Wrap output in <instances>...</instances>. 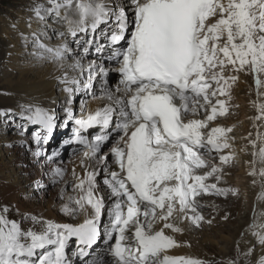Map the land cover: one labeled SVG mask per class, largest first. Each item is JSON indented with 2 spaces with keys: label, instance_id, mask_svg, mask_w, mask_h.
<instances>
[{
  "label": "snow or ice",
  "instance_id": "1",
  "mask_svg": "<svg viewBox=\"0 0 264 264\" xmlns=\"http://www.w3.org/2000/svg\"><path fill=\"white\" fill-rule=\"evenodd\" d=\"M48 3L51 5L48 8L34 6L36 19L44 21L53 14L60 17L64 10L68 31L75 37L89 28L95 33L99 25L114 18L115 30L107 38L112 44L126 41V47L114 53L120 64L119 86L115 93L106 91L109 103L94 113L75 118L71 105L81 87L88 89L94 79L107 75L104 66L91 62L87 67L88 79L83 83L81 78L69 77L67 73L58 77L67 93L68 106L64 109L67 119L63 126L69 121L75 125L73 138L66 143L84 146L82 167L86 160L104 165V184L114 197L107 209L110 227H105V243L112 264H205L191 257L167 255V250L180 247V243L167 235L165 229L180 233L183 229L178 224L184 221L196 227L201 222L212 223L199 213L203 205L197 197L238 192L217 186L222 179V167L232 159L231 154H220L230 148L228 133L232 128L209 129V122L228 113L227 101L218 97L231 99V87L240 73L253 74L257 96L264 95L260 91L264 88V0H126L123 4H111L108 0H48ZM87 43L91 46L94 40ZM37 47L41 50L34 53L38 58L51 54L61 62L68 52L66 44L52 49L37 41ZM88 50L84 49L85 54ZM101 50L102 46H97V51ZM69 67L84 71L80 60ZM253 104L259 113L253 121H264V104ZM20 108L21 119L39 126L33 133L37 145L33 154L46 155L47 163L55 165L58 152L47 154L43 147L56 127L54 111L35 104H22ZM201 111L206 113L204 119L190 118ZM11 113L12 109L0 110V115ZM113 122L115 127H111ZM97 126L100 131L91 139L84 135ZM27 130L25 126L21 135ZM113 132L119 139L110 153L119 171L108 165V154L98 155ZM258 140L262 146L258 147ZM249 143L252 160L248 175L254 177L253 185L260 184L257 201H264V136L258 132ZM205 152L219 154V165L206 160ZM201 169L206 170L197 174ZM99 172L85 168L83 177H76L77 183L73 185L78 198H68L76 208L63 206L67 213L80 211L86 215L84 223L77 227L33 217L34 222H42L43 228L39 232L25 231L16 221L6 218L5 206L0 213V264H68L65 247L70 237L75 236L80 244L89 247L96 243L100 237V217L106 207L98 188ZM50 175L53 184L59 183L64 178V169L54 166ZM210 177L216 183H208ZM64 191L61 189L62 195ZM253 211L255 217V206ZM259 216L264 217V212ZM160 223L162 227L155 230ZM256 227L254 222L249 230ZM259 227L261 230L253 231V235L264 245V224ZM112 240L114 243L109 244ZM236 250V259H229L227 264H239L241 257L247 258L253 252L251 247L240 252L239 242ZM80 254L84 255L83 249ZM256 264H264V255Z\"/></svg>",
  "mask_w": 264,
  "mask_h": 264
},
{
  "label": "bare ground",
  "instance_id": "2",
  "mask_svg": "<svg viewBox=\"0 0 264 264\" xmlns=\"http://www.w3.org/2000/svg\"><path fill=\"white\" fill-rule=\"evenodd\" d=\"M112 2L113 4H123L126 3V0H115ZM19 4H12L10 11L0 12V106H8L12 107L10 109L21 110L20 105L22 104H35L51 110L54 91L59 90L61 94L66 93L64 91L65 85L60 83L58 77H62L65 73H67L69 77H88L87 67L93 61L96 65H103L107 70V75L103 77V79L98 77L101 84V86L97 88L98 96L89 101L73 98L71 107H77V118H81L86 117L90 113H94L97 109H101L108 104L109 101L105 95L106 91L115 93L116 88L119 86V78L115 80V76L114 81H112L111 75L113 72L109 71L110 69L116 72L118 67H111L107 62L108 57L111 56V52L118 50V46L110 45L107 38L111 36L112 30H115L114 18L110 20L108 24L99 25L95 33L89 28L87 32H78L75 37L70 35L67 26L62 40L66 42L67 46H69V44H75V47L79 45V48H71V50L77 52V54L74 55L75 60L74 58L72 60L64 59L61 62L54 59L51 54H45L44 57L41 58L34 55V53L41 51L37 47V41H39L37 36L43 34L42 25L45 23L36 19L33 11L30 12L29 9L32 10L35 5H43L46 8L48 6V0H27L26 2L23 0L21 5ZM1 5L2 2H0V6ZM10 14L15 16L14 20H11L12 18L10 19ZM129 15L131 16V13H129ZM47 17L48 16H46V18ZM105 38L107 43L102 47L101 51L96 53V55L99 56L96 60H94L95 57L92 53L93 47L89 48L87 55L85 54L86 56L80 51V48H86L84 43L87 40H94L93 45L97 47L101 45ZM39 43L41 42L39 41ZM31 44H33V46L29 49V45ZM122 44L126 46V41H123ZM57 45L58 43L56 46ZM28 53L29 55H27ZM76 60H80L84 68L82 73L80 69L73 70V68L69 67V65H72ZM61 64H63V67H61ZM73 87L75 86L73 85ZM260 91L264 92V88H261ZM218 98L227 101L226 107H228V113L225 116H217L214 121H210L209 129L217 126L232 128V131L228 133L230 148L223 149L220 153L224 155L231 154L232 159L228 164L222 167V179L217 186L221 188L237 189L238 194L232 195L229 193L226 196L201 195L197 197L199 204L203 205V207L198 209L199 213L205 220H212V223L201 222L199 226L200 231H203L201 235L196 232L197 227L188 221L178 224V226L183 229L180 233H173L170 229H165L167 235L173 236V238L180 243V247L169 249L166 254L175 257H191L201 261L208 260L210 255H215L218 257L217 259L223 261V264H227L229 259H236L237 243L239 242L240 252H245L250 247L253 250L251 256L247 258L241 257L239 264H245L246 259L247 264H256V261L264 255V245L258 243L257 237L253 235V231H260L259 225L264 224V217L259 216V213L264 212V201H257V194L261 191L260 184L257 183L253 185L252 181L254 177L248 175V172L251 170L250 162L252 160V146L249 140L256 139L258 132L264 136V121L254 122L252 119L259 114L253 102L264 104V95L257 96V87L253 74L248 73L245 75L244 73H240L237 81L231 87V99L228 100L225 96H219ZM215 100L216 98H213V104H215ZM217 107L219 106L217 105ZM20 113L18 112V115H20ZM205 115L200 116L198 114L196 116H190V118L204 119ZM74 126L72 127L74 128ZM30 127L36 126L31 125ZM111 127H115L114 122ZM69 129V125L64 127V130L68 131L65 133H70ZM209 129H205L204 131ZM6 130V127L5 130L0 127V141ZM99 131L100 129L97 126L89 129L84 135H92L91 133H99ZM249 134H251V136ZM62 138L64 139L63 136ZM16 139L17 137H11V140ZM118 139H116V141ZM58 141H60V139H58ZM116 141L109 144L110 148L109 150H105L104 154H108L107 163L111 169L119 171L110 153V149ZM51 143L52 142H50V145ZM257 145L258 147L262 146V142L258 140ZM35 150L36 148H34V146L25 149L18 144H0V200L8 203V212L4 214L7 219H9L8 217L12 214V209L20 213V215H22L21 217H23V214H30V216L33 215L31 217L37 216L40 217L41 220L49 218L57 224H60V220H57L60 219L59 214H62L63 218H75V213H67L62 210L63 206L66 204L70 208H76V205L74 201H61V197H59L61 188L58 190L59 194H54L55 192H53L51 197L48 198V196L47 199L44 198V191L40 190L41 184L47 181L45 179L49 178V180H52L50 172L51 168L54 166H59L64 169V178L60 182L61 187L64 188H66L65 186L71 178L74 177L75 183L77 181L76 177L82 178L85 168L89 171L99 169L100 179L97 177L98 188L107 206L103 214H108L107 209L112 206L114 197L111 196V190L108 186L104 184L105 172L103 171V164H98L97 160H92L90 162L86 160L85 167H82L81 160L85 159L83 156L85 150H83L82 153H77L76 151L64 161L56 160L55 165L48 164L47 159L41 161L42 167H39L41 170L34 171L32 168L27 167L28 163L36 156L33 154ZM57 150L58 149H56V151ZM2 153H7L11 156V168L2 163ZM60 153L62 152L58 153L55 157L56 159L59 158L61 155ZM207 155L208 153L205 152L204 158L206 160H211L210 163L219 165V154L215 153L213 159L206 158ZM259 167L260 165H257V168ZM74 170L75 176L73 175ZM205 170L206 169H202L201 173L203 174ZM198 171L199 170H197V173ZM207 182L216 183L215 179L212 177H210ZM26 187H29L31 192L36 191V193H33L35 194L33 196L40 195L42 197L41 202L36 203L37 200L35 199V202L31 201L29 204H26L28 201L27 197L19 193V191H22ZM73 197L78 198V192H76ZM220 197L222 199H220ZM254 206L256 213L255 217L253 211ZM0 211L2 213L3 209ZM80 214L85 221L86 215L82 212H80ZM13 219L18 222L16 217L13 216L12 220ZM221 219H225V222L221 223ZM254 222L257 227L253 230H249V226ZM32 226L34 229V225ZM106 226L110 227V223ZM160 227H162V223L157 224L155 230H159ZM24 229L25 228H23V230ZM35 229L40 228L36 226ZM198 236H200L199 238H201V240L197 239ZM103 251L101 243L96 248L91 247V249L88 250V254L79 258L80 262L82 264H96L97 261H104L106 264H112V258L108 255L109 253L106 256ZM74 261L75 260H71L70 264H75Z\"/></svg>",
  "mask_w": 264,
  "mask_h": 264
},
{
  "label": "rangeland",
  "instance_id": "3",
  "mask_svg": "<svg viewBox=\"0 0 264 264\" xmlns=\"http://www.w3.org/2000/svg\"><path fill=\"white\" fill-rule=\"evenodd\" d=\"M22 1L23 0H21V2H20V0L19 1L18 0H0V2H2V5L0 6V12L3 13V12H6L7 10L10 11L11 8H12L11 7L12 4H15V3L19 4L20 3L19 5H21ZM26 1L27 0H25V2ZM44 1H46V0H44ZM112 1H115V0H108L109 3L113 4ZM19 5H17V6H19ZM50 6L51 5L48 3V6L46 8H48ZM29 11L31 12L32 10L29 9ZM64 14H65L64 13V10H62V12L60 13V18L57 17V16H55V14H53L51 16H48L47 18L45 17V20L43 21V23H45L44 25H42L43 26V34L42 35H38L37 36V39L42 44L47 45L48 48L55 49V48H57L58 45L66 44V42L62 40L64 38L63 35L65 34V30H66V28L68 26L67 22L63 18L64 17ZM12 16H13V14L10 16V19L12 18L11 20H14L15 19V16H13V17ZM44 29H45V31H44ZM104 35H106V34H104ZM87 41H89V40H87ZM87 41L84 43V45L88 49L91 48V47H93L92 53H93V55L95 57L94 60H96L99 57V56L96 55V53L99 52V51H97L96 45H93V43H92L91 46H89V44L87 43ZM108 41H109L110 45L116 46L115 44H112L111 43L110 39H108ZM57 43H58V45L56 46ZM106 43H107V41H106V38H105V39H103V42L101 43L100 46L104 47L106 45ZM32 46H33V44L29 45V49ZM67 47H68V52L65 55V59L72 60L74 58V55L77 54V52L71 50V48H73V47L74 48H79V45H76V47H75V44H69V46H67ZM84 49L85 48H82V49L80 48V51L85 55ZM114 53H115V51H112L111 52V56H109L108 59H107V62H108V64L111 67H115V66L118 65V63L116 61V58L114 56ZM27 55H29V53ZM74 60H75V58H74ZM109 71L113 72V74L111 75L112 81H114L115 76H116V79L115 80H117L119 78L120 74L118 73V70L116 72H114L113 70H110L109 69ZM80 78L82 80V83L84 81H87V79H88V77H82V76ZM100 86H101V84H100V82L98 80V77H97V79H94L92 81V86L90 88L83 89V87H81V90L79 92L75 93V95H74L73 98L78 99V100H80V99L81 100H86V101L92 100L93 98H95L96 96H98L97 95V93H98V89L97 88L100 87ZM66 100H67V93H62L61 94L59 90L54 91V93L52 95V104H53V106H52L51 111H54L55 116H56V127H55V129L53 131L52 137L49 140L48 144L46 146H43V147H45L47 149V154H51L53 151H56V149H58L57 150L58 153L59 152H62V153H60L61 155L59 156V158L56 159L55 158L56 156L54 157L55 158L54 159L55 161L56 160H62V161H64L65 159H67L71 154L75 153L76 151H77V153H79V152L82 153L83 150H86L83 145H80V144H77V143H66V141H70L73 138V127L72 126H74V121H69L68 125L70 127V129H69L70 130V133H65V132H68L67 130H64V127L65 126H63L64 125V121L67 119V114H66V112L64 110L68 106L67 103H66ZM64 103H66V104H64ZM10 108H12V107L0 106V110H4V111H7ZM72 109H73V115H74V117L77 118V114H78L77 107L76 108H72ZM18 112L20 113L21 110L12 109V113L11 114H9V115H0V117H1L0 118V127L2 129L4 128V130H5V127L7 129L6 132H5L6 135L4 134L5 136L2 135V137H1L0 144H18L19 146H22L20 142L21 141H24L25 144L22 147H24L25 149L26 148H31L33 146H34V148H37V145L35 144V142L33 140V133L38 129L39 126L37 125L36 127H30L31 125H29L26 120L21 119V116L18 115ZM205 114L206 113L203 112V111H201L199 113L200 116H204ZM218 125H220V124H218ZM25 126H27L28 130H27V132H24L23 135H21V132L24 131V127ZM91 134L92 135H89L88 134L89 139H91V137L93 135L97 134V133H91ZM62 136L64 137V139L62 138ZM11 137L12 138L13 137H17V139L16 140H11ZM117 137H118L117 134L115 132H113L110 140L107 141V142H105V144L101 146L102 151L98 155H102V154L105 153V150H109V148H110L109 147V144L110 143H114V141H116V139L119 138V137L118 138ZM58 139H60V141H58ZM50 142H52L51 145H50ZM214 154H215V152H213L212 154H208L206 156V158H210V159L212 158L213 159ZM210 156H212V157H210ZM1 159H2V163L6 164L7 167L11 168L12 158H11V156L9 154H7V153H4L3 154L2 153L1 154ZM46 159H47L46 155L35 156L34 159L31 162L28 163V167L27 168H32L34 171H38V170L40 171L41 170L40 168L42 167L41 161H45ZM209 161H211V160H209ZM201 170H199L197 174H202L201 173ZM97 177H98V179H100L99 178V175ZM45 180H47V181H45V182H43L41 184L42 187L40 186V190L41 191L43 190L44 193H45V195H44V198L45 199H47L48 196H49L48 198H50L51 197V194H53V192H55L54 194H59L58 193V190L60 188L61 189L62 188L63 189H66L64 191L63 195L61 194V190H60L59 197H61L60 199L63 202H64V200L69 201V199H68L69 196H72L73 197L74 194L76 193V192L73 191V185L75 184L74 177L71 178L67 182V185L65 186L66 188L61 187V185H60V182L61 181L59 183L53 184L52 183V180H49V178H47ZM12 183H13V181H12ZM76 183H77V181H76ZM57 184H58L59 187L57 186ZM28 188L26 187L22 191H19V193L21 195H24V196L27 197V199H28L29 202L27 201L28 203L26 202V204H29L31 201L32 202H35L36 200H37L36 203L37 202H41L42 197L40 195H38V196L36 195L34 197L33 195H35V194H33V193H36V191H34V192L32 191L31 192L30 191V188L29 189ZM26 189H28V190H26ZM50 191H51V193H50ZM48 192H49V194H48ZM29 197L31 198V200H30ZM220 199H222V198L220 197ZM46 201H45V203H46ZM7 204L8 203L2 202L0 200V210L3 209L5 206L9 207ZM0 213H1V211H0ZM13 216L18 219L17 220L18 221L17 223L20 226L22 225L23 226V227L21 226L22 227V230H23V228H25L24 229L25 231H27L30 228V229H32L34 231L39 232L43 228V226H44L42 224V222H34V220H32L33 217H31L33 215L30 216V214L29 215L28 214H23V217H21L22 215H20V213H18L15 209H12V214H10V216L8 217L9 218L8 220H12ZM29 217H30L31 220L29 219ZM34 217H36L37 220H39V221H43V220H41L40 217H37V216H34ZM59 217H60V219H57V220L58 221L60 220L59 221L60 224H67V225H71L73 227H77V226H79V225H81V224L84 223V219H83V216H81L80 211H76L75 212V218H65V217L63 218L62 214H59ZM45 220H50V219L49 218H46ZM21 221H22V223H21ZM53 222L55 223V221H53ZM220 222L221 223L222 222H225V219H221ZM108 223H109V215L108 214L105 215V213H104L100 217V223H99L100 237L98 238V240L96 241V243H94L91 246V247H95L96 248L101 243L102 244V248L104 250L103 253L106 256L109 253L108 252V244L105 243V240L107 239V237L105 235V227H107L106 225ZM32 225H34V229H33V226ZM36 226L38 228H40V229H35ZM198 229H199V227L196 228V232H198L201 235L203 233V231H200V229L199 230ZM199 237L200 236H198L197 239L198 240H201V238H199ZM113 241L114 240L110 241L109 244L113 243ZM91 247L80 244L79 241L77 240V238L75 236L70 237L68 239V241L66 243V247H65V256H66V260L68 261V264H70V261L71 260H75L74 261L75 264H82L80 262V259H79L81 256L83 257V255L80 254L81 253V249H83V252H84V255H85V254H88L89 253L88 250H90ZM78 250H80V251H78ZM108 255H110V254H108ZM217 258L218 257L215 256V255H213V256L210 255L208 257V260H204V262H205V264H223V261L221 259H217Z\"/></svg>",
  "mask_w": 264,
  "mask_h": 264
}]
</instances>
